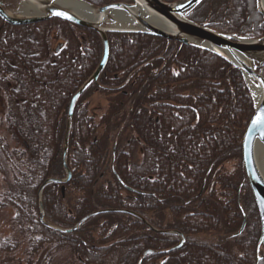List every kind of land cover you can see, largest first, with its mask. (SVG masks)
Returning a JSON list of instances; mask_svg holds the SVG:
<instances>
[{
	"label": "trees",
	"instance_id": "1",
	"mask_svg": "<svg viewBox=\"0 0 264 264\" xmlns=\"http://www.w3.org/2000/svg\"><path fill=\"white\" fill-rule=\"evenodd\" d=\"M208 2L217 4L204 0L197 8ZM228 4L217 27L231 30L217 31L263 36L254 0ZM53 31L60 41L55 50ZM106 36V66L73 113L67 155L71 178L42 190L44 222L64 230L95 212L126 211L185 239L168 253L146 256L142 264H264L256 259L260 222L241 164V138L253 101L240 73L193 46L141 34ZM101 53L98 35L75 24L51 19L11 26L0 20V91L14 102L5 124L17 136L13 147L0 139L5 184L0 209H14L15 234L1 245L5 252L24 243L29 257L49 246L68 249L72 264H136L147 249L168 251L180 241L115 211L66 234L39 222V187L47 179L65 178L61 158L69 102ZM94 93L106 95L108 102L98 121L84 103ZM231 162L236 165L226 170ZM242 213L245 228L230 238L241 226ZM211 233L221 241L196 239Z\"/></svg>",
	"mask_w": 264,
	"mask_h": 264
},
{
	"label": "water",
	"instance_id": "2",
	"mask_svg": "<svg viewBox=\"0 0 264 264\" xmlns=\"http://www.w3.org/2000/svg\"><path fill=\"white\" fill-rule=\"evenodd\" d=\"M80 2H83L79 0ZM204 0H176L171 3H166L161 0H121V2L112 3L104 6H93L84 3L88 7L89 17H81L74 14L59 4L57 0H18L19 5H25L31 8L32 15H18L8 11L0 1V20L11 26H24L36 24L51 19H57L67 22L77 27L91 30L95 32L101 42L102 53L99 63L91 76L77 89L72 96L66 115V123L63 138V153L62 165L65 173V178L61 180L47 179L39 187L37 191V205L39 208V222L48 229L59 233H71L77 230L83 223L96 215L114 212V210H104L92 213L84 219H81L71 229H60L44 222V214L41 204L42 190L51 183L66 184L71 173L67 167V155L69 137L72 126L73 113L75 105L84 91L91 85L97 84V80L104 70L108 56L109 47L107 41L108 33L118 34H141L164 39L168 42H177L186 46H193L209 52L219 59L226 62L231 68L237 70L243 78L247 86L246 78L259 89V97L257 102H254V112L250 120L245 126L241 138V164L244 171V176L248 184L249 191L253 197L255 207L258 212L260 222V236L256 245V259L264 261V172L261 170L257 160L256 148L257 145L264 147V124L254 125L253 120L260 114L264 113V74L261 71L264 68V36L258 39H239L229 35H223L213 29L208 28L207 24L199 25L190 19L188 15L196 9ZM257 14L261 17L264 23V0H254ZM57 12L67 13V16L57 15ZM123 17L132 26L118 27L117 18ZM153 20L158 23V26L149 23ZM247 88V87H246ZM64 187L61 189L62 196L64 195ZM117 213H126L135 216L141 220L147 228L158 234H176L180 236L181 241L173 249L179 248L184 243V237L172 231H158L152 228L148 222L142 217L126 212L115 211ZM245 215L239 230L231 237H237L245 228ZM151 251L143 252L139 257L137 264H141L144 257L154 254H164L169 251Z\"/></svg>",
	"mask_w": 264,
	"mask_h": 264
},
{
	"label": "rangeland",
	"instance_id": "3",
	"mask_svg": "<svg viewBox=\"0 0 264 264\" xmlns=\"http://www.w3.org/2000/svg\"><path fill=\"white\" fill-rule=\"evenodd\" d=\"M1 1H3L5 3V6H3L5 9H7L8 11H12L15 14L18 13V10L20 8L18 0H1ZM174 1H172V2H174ZM212 1H214V2L217 1V4L219 3L218 5L217 4L215 5L212 2L213 3V7H212L213 19L218 20V23H221V21L224 18L220 21V16H222V11L224 10V7L225 6L227 7L228 5H230V4H228L229 0H227V2L225 4H222V5H220L221 0H212ZM205 4L202 6L204 7ZM254 4H255V1H254ZM106 5H108V4H106ZM98 7H100V6H98ZM255 11H256V8H255ZM1 22L3 24H5L3 21H1ZM206 24H208V23L206 22ZM6 25H8V24H6ZM214 29H216V31L220 30V31H224V32L231 30L230 27H223V25H221L219 27L215 26ZM217 32H219V31H217ZM219 33H221V32H219ZM223 34H225V33H223ZM226 35L233 36V37H236L239 39L240 38L245 39V40L246 39L247 40L258 39V38H251V37H241V36H237L236 34H233L230 32H228V34H226ZM263 36H264V34H263ZM263 36H261V37H263ZM261 37H259V38H261ZM59 44H60V41H57L55 39V32L53 31L51 33V36H50L51 49L55 50L59 46ZM261 70L263 71V74H264V68H262ZM84 103L88 104V113H89V115H93V117L95 118L96 121H98L99 117H101V115H103V113L105 112V110L107 108V104H108L106 95L100 94V93L99 94L94 93L92 95H88V97L85 99ZM14 110H15L14 102L10 98H7L3 94L2 91H0V139H3V142L4 141L7 142L11 147L16 146V143L12 140H13V137H17V136L14 133L15 130H12L11 128H9L5 124V121H7L6 120L7 115L12 113ZM11 130H12V132H11ZM235 165H236L235 162L234 163L231 162V164L226 165V170L234 168ZM4 188H5V184L3 181V177L0 175V194H1V192L4 191ZM13 212H14V209L9 208V207L0 209V242H1L0 247L2 244H5L8 242V241H4V240H7V239L12 240V237L15 234L13 229H12V226H11V224H12L11 219L14 216ZM231 236H230V238H232ZM196 239H198V241L199 240H206V241H210L212 243H218L221 241V237L215 233L205 234L202 236L198 235ZM68 251H69L68 249H60L59 251L58 250L53 251V250H51V248L49 246H44L43 248H41L38 251V253L36 255L29 257L28 254H26L28 252L27 246H26V244L23 243L20 245L19 248H17L13 252H5L0 248V264H72L73 257H72V254H70V252H68ZM73 264H76V263H73Z\"/></svg>",
	"mask_w": 264,
	"mask_h": 264
},
{
	"label": "bare ground",
	"instance_id": "4",
	"mask_svg": "<svg viewBox=\"0 0 264 264\" xmlns=\"http://www.w3.org/2000/svg\"><path fill=\"white\" fill-rule=\"evenodd\" d=\"M57 4H59L61 7L72 11L74 14H77L78 16L81 17H89V13L87 10L88 7L86 5H84L83 2H80L79 0H57L56 2ZM19 10H18V15H32L33 16V11L31 8H28L27 6L23 5H19ZM117 26L118 27H122V28H126V27H131L132 25L125 20L123 17H118L117 18ZM151 24H154L155 26H158L159 24L154 22L153 20H149L148 21ZM247 81V88L251 94V96L254 99V102H257L259 97V89L251 83V81L246 78ZM256 155H257V160L259 162V165L261 167V170L264 172V147L263 146H258L256 148Z\"/></svg>",
	"mask_w": 264,
	"mask_h": 264
},
{
	"label": "flooded vegetation",
	"instance_id": "5",
	"mask_svg": "<svg viewBox=\"0 0 264 264\" xmlns=\"http://www.w3.org/2000/svg\"><path fill=\"white\" fill-rule=\"evenodd\" d=\"M212 7H213V3L208 2L205 4L204 7L199 8V9L196 8L194 11H192L188 15V18L194 21L195 23H198V24L201 23V25L206 24L207 22L208 28L216 30L214 28L215 26L217 27L219 23H218V20L213 19Z\"/></svg>",
	"mask_w": 264,
	"mask_h": 264
},
{
	"label": "snow or ice",
	"instance_id": "6",
	"mask_svg": "<svg viewBox=\"0 0 264 264\" xmlns=\"http://www.w3.org/2000/svg\"><path fill=\"white\" fill-rule=\"evenodd\" d=\"M57 15H61V16H67V13H63V12H57ZM253 124L254 125H258V124H264V113L258 115L254 120H253Z\"/></svg>",
	"mask_w": 264,
	"mask_h": 264
}]
</instances>
